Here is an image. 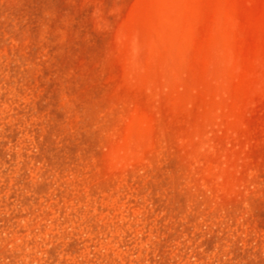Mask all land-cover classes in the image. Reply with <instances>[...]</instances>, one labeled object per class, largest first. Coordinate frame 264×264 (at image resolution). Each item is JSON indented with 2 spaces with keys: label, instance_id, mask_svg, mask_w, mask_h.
<instances>
[{
  "label": "rangeland",
  "instance_id": "1",
  "mask_svg": "<svg viewBox=\"0 0 264 264\" xmlns=\"http://www.w3.org/2000/svg\"><path fill=\"white\" fill-rule=\"evenodd\" d=\"M0 264H264V0H0Z\"/></svg>",
  "mask_w": 264,
  "mask_h": 264
}]
</instances>
